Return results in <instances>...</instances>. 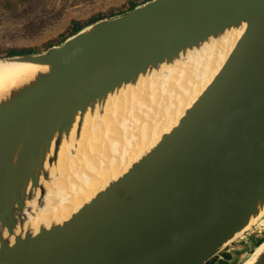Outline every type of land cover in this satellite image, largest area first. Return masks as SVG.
<instances>
[{"label":"water","instance_id":"1","mask_svg":"<svg viewBox=\"0 0 264 264\" xmlns=\"http://www.w3.org/2000/svg\"><path fill=\"white\" fill-rule=\"evenodd\" d=\"M231 40L152 149L47 221L62 155L88 151L85 134L106 125L110 100ZM0 62L34 67L0 92V264H210L264 219V0H150ZM132 96L114 103V132V117L146 100ZM246 262L264 264V239Z\"/></svg>","mask_w":264,"mask_h":264},{"label":"bare ground","instance_id":"2","mask_svg":"<svg viewBox=\"0 0 264 264\" xmlns=\"http://www.w3.org/2000/svg\"><path fill=\"white\" fill-rule=\"evenodd\" d=\"M233 43L234 40H231L230 43L206 47L200 53L191 54L187 61L163 69L155 79H143L138 86H131L122 91L119 97L110 100L106 113L109 114L107 123L111 124L116 101L130 95H133L131 98H137L136 101L140 94L146 96V100L126 106L119 117H114V122L118 120L115 123L116 130L124 136L119 138L118 145L112 139L104 142L114 132L106 123L101 126L103 128L92 126L87 130L82 142L84 148L91 145L88 151L83 150V153H87L83 154L81 149L75 158L62 155L59 169L57 167L59 178H55V187L54 183H50L53 189L46 199L44 216L47 221L50 223L69 216L75 208L81 207L152 149L162 134L177 123L185 109L211 81ZM33 71L31 65L0 62V92ZM258 219L252 221L251 226Z\"/></svg>","mask_w":264,"mask_h":264},{"label":"rangeland","instance_id":"3","mask_svg":"<svg viewBox=\"0 0 264 264\" xmlns=\"http://www.w3.org/2000/svg\"><path fill=\"white\" fill-rule=\"evenodd\" d=\"M131 1L142 3V0H0V58L8 57L12 50L35 49V53H39L60 45L71 37L73 22L84 23L98 15L103 16L102 19L122 15ZM123 137L121 131L113 132L111 138L104 142L112 139L118 145V140ZM262 221L256 225L254 233H264V219ZM254 233L248 240L257 245L264 239V234L259 240ZM240 244L244 242L233 245ZM254 247L251 250L246 247L232 256L226 255V261L220 264H240ZM215 262L217 259L211 264Z\"/></svg>","mask_w":264,"mask_h":264},{"label":"trees","instance_id":"4","mask_svg":"<svg viewBox=\"0 0 264 264\" xmlns=\"http://www.w3.org/2000/svg\"><path fill=\"white\" fill-rule=\"evenodd\" d=\"M147 1H150V0H142V3L140 2H134V1H131L129 3V8L125 11V12H121L122 14L126 13V12H129L131 11L132 9H134L135 7L141 5V4H144L145 2ZM120 13V14H121ZM103 16H95L93 17L92 19H90L89 21L87 22H84V23H79V22H73L72 23V26H71V29H70V36L76 34L77 32H79L81 29H83L84 27L94 23V22H97L99 20L102 19ZM36 50L35 49H27V50H24V51H17V50H12V51H9L7 56L10 57V56H16V55H24V54H31V53H35ZM261 242V241H260ZM216 260V259H215ZM214 260V261H215ZM211 264V263H210Z\"/></svg>","mask_w":264,"mask_h":264},{"label":"clouds","instance_id":"5","mask_svg":"<svg viewBox=\"0 0 264 264\" xmlns=\"http://www.w3.org/2000/svg\"><path fill=\"white\" fill-rule=\"evenodd\" d=\"M255 228H253L248 234H247V236L245 237V238H243L241 241H239V242H244V244H240V245H233V247H232V249H229L228 251H226L225 253H222L219 257H217L216 259H217V262H215L216 264L217 263H219V261H222V262H225L226 261V255H230V256H232L233 254H235V252H238V253H241L246 247H249L250 248V250H251V248H252V246H257L258 244H260L263 240H261V242H259L257 245H255V244H251L250 243V240H248L250 237H251V232L254 230ZM263 234L264 233H262L261 232V234H254V235H256V236H258L259 238V240L262 238V236H263ZM254 235H252V236H254ZM247 253V252H246ZM244 255V254H243ZM242 256V255H241ZM218 258H219V260H218ZM215 260V259H214ZM214 262V261H213ZM213 262H211V263H213Z\"/></svg>","mask_w":264,"mask_h":264},{"label":"built area","instance_id":"6","mask_svg":"<svg viewBox=\"0 0 264 264\" xmlns=\"http://www.w3.org/2000/svg\"><path fill=\"white\" fill-rule=\"evenodd\" d=\"M255 229H257V226H255ZM255 229H254V230H255ZM254 230H253V231H254ZM253 231L251 232V234L254 233ZM254 234H261V231H259V233L257 232V233H254Z\"/></svg>","mask_w":264,"mask_h":264}]
</instances>
